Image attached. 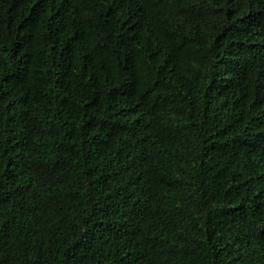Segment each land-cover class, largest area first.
Masks as SVG:
<instances>
[{
    "label": "trees",
    "instance_id": "trees-1",
    "mask_svg": "<svg viewBox=\"0 0 264 264\" xmlns=\"http://www.w3.org/2000/svg\"><path fill=\"white\" fill-rule=\"evenodd\" d=\"M0 264H264V0H0Z\"/></svg>",
    "mask_w": 264,
    "mask_h": 264
}]
</instances>
